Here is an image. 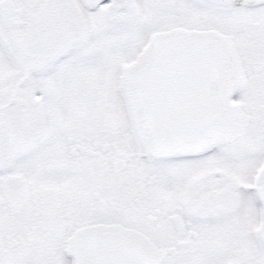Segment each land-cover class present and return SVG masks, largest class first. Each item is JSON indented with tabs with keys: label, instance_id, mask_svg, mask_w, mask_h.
Here are the masks:
<instances>
[{
	"label": "snow or ice",
	"instance_id": "snow-or-ice-1",
	"mask_svg": "<svg viewBox=\"0 0 264 264\" xmlns=\"http://www.w3.org/2000/svg\"><path fill=\"white\" fill-rule=\"evenodd\" d=\"M0 264H264V0H0Z\"/></svg>",
	"mask_w": 264,
	"mask_h": 264
}]
</instances>
